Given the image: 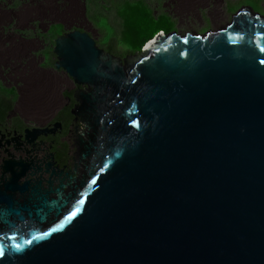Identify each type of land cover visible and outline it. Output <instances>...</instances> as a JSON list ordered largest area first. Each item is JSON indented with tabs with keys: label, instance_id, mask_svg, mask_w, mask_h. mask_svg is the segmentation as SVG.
Masks as SVG:
<instances>
[{
	"label": "water",
	"instance_id": "obj_1",
	"mask_svg": "<svg viewBox=\"0 0 264 264\" xmlns=\"http://www.w3.org/2000/svg\"><path fill=\"white\" fill-rule=\"evenodd\" d=\"M261 49L264 17L244 7L124 63L87 32L58 36L56 67L89 86L84 173L23 203L0 189V264H264Z\"/></svg>",
	"mask_w": 264,
	"mask_h": 264
},
{
	"label": "flooded vegetation",
	"instance_id": "obj_2",
	"mask_svg": "<svg viewBox=\"0 0 264 264\" xmlns=\"http://www.w3.org/2000/svg\"><path fill=\"white\" fill-rule=\"evenodd\" d=\"M104 21L105 28L97 24V29L104 31L101 40L97 33L80 27L61 29L56 38L73 30L87 32L103 54L124 63L133 54L122 49L116 52L114 47L119 45L113 37L104 41L105 33L112 32ZM56 24L63 28L61 22ZM10 28L0 27V36L9 34ZM51 28L52 25L45 28L43 33H50ZM0 49V65L4 68L0 74V189L18 203L28 200L34 187L55 190L64 183L69 189L84 173L78 142L82 139L87 143L92 136L85 119L75 113L76 96L88 91L89 86L77 84L64 69L57 68L53 50V58L48 59L47 54L39 55L36 48L23 55L18 54L20 47L13 44H0ZM23 97L27 99L21 101ZM25 185L28 188L23 192Z\"/></svg>",
	"mask_w": 264,
	"mask_h": 264
},
{
	"label": "rangeland",
	"instance_id": "obj_3",
	"mask_svg": "<svg viewBox=\"0 0 264 264\" xmlns=\"http://www.w3.org/2000/svg\"><path fill=\"white\" fill-rule=\"evenodd\" d=\"M133 1L137 0H63V2H58V0H0V26L5 27L4 25L11 24L12 27L9 34L0 36V44L8 43L20 47L18 54L22 55L28 54L30 48H36L39 55L47 54L48 59H52L51 52L55 46L56 34L53 30L50 33H43L45 28L61 22L62 31H69L75 27L85 28L97 33L98 40H101L104 31L101 28L97 29V24L103 27L104 19H106L112 27L113 36L117 37L122 29V21L117 16L116 9L123 2ZM139 1L151 16V19L141 17L144 20V26L149 29L162 28L158 32L163 33L174 31L178 34H200L206 31H216L227 24L232 16L243 7L253 14L264 17V0ZM165 15L173 21L170 29L167 21L160 18ZM157 19L161 21L155 22ZM21 33L23 37L20 36ZM105 34L108 35L107 32ZM106 36L104 41H106ZM121 47L115 45L114 49L120 52ZM2 54L3 50L0 49V62L3 59ZM3 63L6 62L3 61ZM3 69V65H0V74ZM26 99L23 97L21 101Z\"/></svg>",
	"mask_w": 264,
	"mask_h": 264
},
{
	"label": "trees",
	"instance_id": "obj_4",
	"mask_svg": "<svg viewBox=\"0 0 264 264\" xmlns=\"http://www.w3.org/2000/svg\"><path fill=\"white\" fill-rule=\"evenodd\" d=\"M27 1H34V0H27ZM58 2H63V0H58ZM116 14L122 21V29L119 33V36L117 37L113 36L112 32H109L106 37V42L110 41V38L113 37L114 42L122 46L121 48L123 52L129 54H134L135 52H138L146 41H148L151 37H153L156 33H158V31L162 29V28L149 29L144 26V20L141 17H146L148 19H151V16L149 11L139 0L133 2H123L116 9ZM160 18L161 19L163 18L164 21H167V25L169 26V29L172 27L173 21L170 20V17L165 15V17L160 16ZM160 21H161L160 19H157L155 22L159 23ZM4 26L11 27V24H7ZM103 27L105 28L104 23H103ZM61 29H62L61 24H55L51 28V30H53L55 34L59 33Z\"/></svg>",
	"mask_w": 264,
	"mask_h": 264
},
{
	"label": "snow or ice",
	"instance_id": "obj_5",
	"mask_svg": "<svg viewBox=\"0 0 264 264\" xmlns=\"http://www.w3.org/2000/svg\"><path fill=\"white\" fill-rule=\"evenodd\" d=\"M261 50L264 51V49H261ZM16 247L19 248V245H17ZM3 254H4V250L2 247H0V255H3Z\"/></svg>",
	"mask_w": 264,
	"mask_h": 264
},
{
	"label": "clouds",
	"instance_id": "obj_6",
	"mask_svg": "<svg viewBox=\"0 0 264 264\" xmlns=\"http://www.w3.org/2000/svg\"><path fill=\"white\" fill-rule=\"evenodd\" d=\"M156 34H157V33H156ZM156 34H155V35H156ZM151 38H152V37H151Z\"/></svg>",
	"mask_w": 264,
	"mask_h": 264
}]
</instances>
